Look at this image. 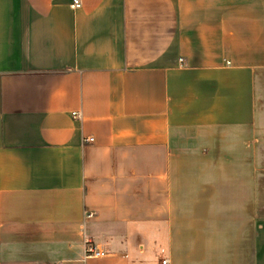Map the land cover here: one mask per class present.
Returning <instances> with one entry per match:
<instances>
[{
    "label": "crops",
    "instance_id": "1",
    "mask_svg": "<svg viewBox=\"0 0 264 264\" xmlns=\"http://www.w3.org/2000/svg\"><path fill=\"white\" fill-rule=\"evenodd\" d=\"M80 1L0 0V264H264V0Z\"/></svg>",
    "mask_w": 264,
    "mask_h": 264
},
{
    "label": "built area",
    "instance_id": "2",
    "mask_svg": "<svg viewBox=\"0 0 264 264\" xmlns=\"http://www.w3.org/2000/svg\"><path fill=\"white\" fill-rule=\"evenodd\" d=\"M72 6L74 8L80 7L81 6V1L80 0H73ZM94 137H88L85 138V141H93ZM89 216H92L91 213H89ZM107 254L106 250L102 249L98 245L94 244L92 241L87 240L86 242V255L88 257H94V258H99L103 257ZM170 259L169 258H163L162 259V264H169Z\"/></svg>",
    "mask_w": 264,
    "mask_h": 264
}]
</instances>
